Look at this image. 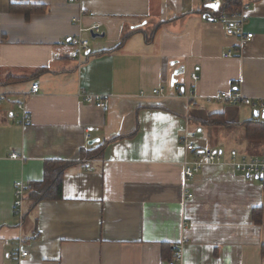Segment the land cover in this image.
I'll return each instance as SVG.
<instances>
[{
    "label": "crops",
    "instance_id": "crops-1",
    "mask_svg": "<svg viewBox=\"0 0 264 264\" xmlns=\"http://www.w3.org/2000/svg\"><path fill=\"white\" fill-rule=\"evenodd\" d=\"M212 1L0 0V92L29 93L30 117L20 123L13 96L0 101V264H168L176 243L181 264H264V182L229 163L231 149L264 155L253 113L264 109V0H245L243 42ZM95 24L96 36L79 31ZM78 34L90 49L80 63L67 41ZM234 90L254 107L214 98ZM184 138L223 162L185 181ZM48 160L71 162L61 197L34 203L28 191L18 225L14 184L40 181Z\"/></svg>",
    "mask_w": 264,
    "mask_h": 264
},
{
    "label": "built area",
    "instance_id": "built-area-1",
    "mask_svg": "<svg viewBox=\"0 0 264 264\" xmlns=\"http://www.w3.org/2000/svg\"><path fill=\"white\" fill-rule=\"evenodd\" d=\"M75 3H81L82 0H71ZM242 1V7L239 10H235L230 13L228 16L226 13H222V15L218 18V21L224 25V29L234 35L239 36L240 40L243 42L245 40H249L252 38L253 33L245 30V22H246V14L245 11L249 7L248 3L245 0ZM213 2H217L218 6L215 12L219 11L221 2L220 0H214ZM79 12H83L82 7ZM78 17L75 15L73 17V21H77ZM79 31H88L90 33H101L100 24H95L87 28L79 27ZM68 44L70 46L69 56L79 63L86 54L89 52V40L87 38L81 37L78 35H71L68 38ZM230 55V53H228ZM191 78L195 81L198 76L196 73L191 74ZM39 91V85L37 83H33L31 85L30 93H36ZM177 93H182V88L178 86L176 88ZM164 89H152V94H163ZM29 93H4L0 92V101L7 100L9 95L16 98V105L19 110L20 123H29L30 117L25 108L24 99L28 96ZM77 96L82 98L84 101L94 104L96 107L101 108L103 110H107L109 108L108 100L106 97L102 95H91L84 90H79L77 92ZM195 94L190 93L188 98H194ZM214 98L221 99L227 103L234 104H242L247 106L254 107V99L243 95L239 91H231V92H221L216 95ZM263 107L257 109L262 110ZM184 144L192 148V159L187 158L183 162V174L185 181H189L197 172H199L204 166L221 164L222 161V151L219 149H201L199 147L193 146L191 142L184 138ZM229 155L231 157L230 164L231 166L239 172L242 176L250 179H259L264 182V155L260 156H246L240 155L237 150L231 149L229 151ZM10 158H18L19 155L16 152H12L9 155ZM86 163H88L89 159H84ZM86 169H89L86 166ZM31 184L24 181H17L14 184V202H13V213L18 218V225L23 223L24 212L23 205L25 201V197L28 191L31 190ZM191 193L187 194V197H191ZM180 244L176 243L173 245V248L176 250L174 252V256L168 261V264H181V255L179 250ZM27 251L20 250L17 254V258H22L27 256ZM7 258L11 259V254L6 255Z\"/></svg>",
    "mask_w": 264,
    "mask_h": 264
},
{
    "label": "trees",
    "instance_id": "trees-1",
    "mask_svg": "<svg viewBox=\"0 0 264 264\" xmlns=\"http://www.w3.org/2000/svg\"><path fill=\"white\" fill-rule=\"evenodd\" d=\"M25 11L26 15H29L32 12H38L42 10V7L34 5H20ZM242 7L241 0H226L220 5L219 11L215 12L214 16L219 18L222 13H226L228 16L231 12L235 10H239ZM11 11L17 9L14 5L10 6ZM258 127L255 130H259L262 135H264V123L255 124ZM100 154V153H99ZM98 153L93 150H87L81 157L89 156L96 157ZM80 157V158H81ZM71 164L68 161H55L48 160L45 161L44 164V172L43 177L40 181L35 182L31 185V190L29 193V198L34 203L47 198H59L61 197V189H62V176L64 174L65 169ZM257 209H253L252 214L253 217L257 216ZM257 221V220H256ZM173 256H171L172 258Z\"/></svg>",
    "mask_w": 264,
    "mask_h": 264
},
{
    "label": "water",
    "instance_id": "water-1",
    "mask_svg": "<svg viewBox=\"0 0 264 264\" xmlns=\"http://www.w3.org/2000/svg\"><path fill=\"white\" fill-rule=\"evenodd\" d=\"M206 6L209 7V8H211L212 10L216 11L217 6H218V3L212 1V2L207 3ZM208 18H209V17H208ZM92 34H95V33H92ZM96 35H97V34L92 35V36H96ZM174 75L176 76V75H178V73L175 72ZM174 75H173V76H174ZM259 112H260V116H261L262 118H264V109H262L261 111L255 109L254 112H253V113H254V116H258V115H259ZM97 140H98V139H92V140L89 141V144H92L93 142H95V141H97Z\"/></svg>",
    "mask_w": 264,
    "mask_h": 264
}]
</instances>
